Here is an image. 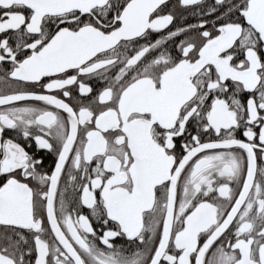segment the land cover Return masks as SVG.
Returning a JSON list of instances; mask_svg holds the SVG:
<instances>
[{"label": "snow or ice", "instance_id": "snow-or-ice-1", "mask_svg": "<svg viewBox=\"0 0 264 264\" xmlns=\"http://www.w3.org/2000/svg\"><path fill=\"white\" fill-rule=\"evenodd\" d=\"M0 264H264V0H0Z\"/></svg>", "mask_w": 264, "mask_h": 264}, {"label": "flooded vegetation", "instance_id": "flooded-vegetation-1", "mask_svg": "<svg viewBox=\"0 0 264 264\" xmlns=\"http://www.w3.org/2000/svg\"><path fill=\"white\" fill-rule=\"evenodd\" d=\"M175 2H176V0H171V3H175ZM192 22H197V21H196V19L193 18V19H192ZM50 162H51V158H49V163H50ZM86 211H87V210H86Z\"/></svg>", "mask_w": 264, "mask_h": 264}]
</instances>
